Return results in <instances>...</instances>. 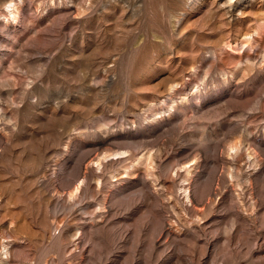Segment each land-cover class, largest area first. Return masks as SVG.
<instances>
[{
	"label": "rangeland",
	"instance_id": "rangeland-1",
	"mask_svg": "<svg viewBox=\"0 0 264 264\" xmlns=\"http://www.w3.org/2000/svg\"><path fill=\"white\" fill-rule=\"evenodd\" d=\"M0 264H264V0H0Z\"/></svg>",
	"mask_w": 264,
	"mask_h": 264
}]
</instances>
